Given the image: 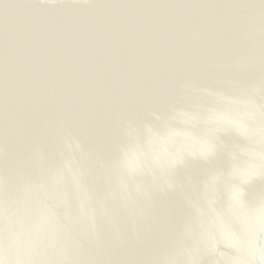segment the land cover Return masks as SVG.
<instances>
[{
    "label": "water",
    "instance_id": "water-1",
    "mask_svg": "<svg viewBox=\"0 0 264 264\" xmlns=\"http://www.w3.org/2000/svg\"><path fill=\"white\" fill-rule=\"evenodd\" d=\"M0 264H264V0H0Z\"/></svg>",
    "mask_w": 264,
    "mask_h": 264
}]
</instances>
